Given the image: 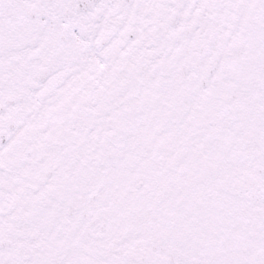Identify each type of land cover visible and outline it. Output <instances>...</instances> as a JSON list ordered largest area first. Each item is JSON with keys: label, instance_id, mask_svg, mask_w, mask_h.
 Returning a JSON list of instances; mask_svg holds the SVG:
<instances>
[{"label": "snow or ice", "instance_id": "1", "mask_svg": "<svg viewBox=\"0 0 264 264\" xmlns=\"http://www.w3.org/2000/svg\"><path fill=\"white\" fill-rule=\"evenodd\" d=\"M0 264H264V0H0Z\"/></svg>", "mask_w": 264, "mask_h": 264}]
</instances>
